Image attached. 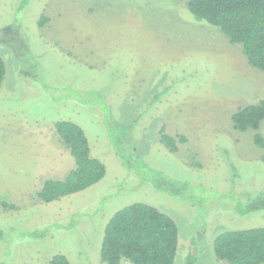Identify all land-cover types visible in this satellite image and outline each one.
<instances>
[{"label": "rangeland", "instance_id": "1", "mask_svg": "<svg viewBox=\"0 0 264 264\" xmlns=\"http://www.w3.org/2000/svg\"><path fill=\"white\" fill-rule=\"evenodd\" d=\"M188 1L0 0V201L16 207H0V263L51 264L59 254L70 264H105L106 225L134 203L176 222L175 264L193 246L198 264H228L215 256L216 237L264 227V211L237 210L264 194L263 151L252 130L236 131L231 120L264 101V71L220 28L196 21ZM58 121L85 131L107 172L44 203L37 192L45 182L75 167ZM162 128L177 153L161 144ZM259 132L264 138V122ZM119 148L138 158H126L132 170ZM147 169L190 191L157 189Z\"/></svg>", "mask_w": 264, "mask_h": 264}, {"label": "trees", "instance_id": "2", "mask_svg": "<svg viewBox=\"0 0 264 264\" xmlns=\"http://www.w3.org/2000/svg\"><path fill=\"white\" fill-rule=\"evenodd\" d=\"M187 7L196 21L220 28L231 44L241 45L249 63L264 71V0H189ZM47 21L43 15L40 27H44ZM6 72V64L0 57V89ZM231 120L236 131L254 132V143L263 151L264 162V138L259 132L264 122V101L240 108ZM55 128L74 158L75 167L64 179L45 182L37 192V198L44 203L81 193L98 184L107 172L105 164L92 157L89 139L79 125L58 121ZM182 141L186 140L182 138ZM160 142L171 153L178 152L177 139L166 134L164 128L161 129ZM118 154L123 166L132 170V165L128 164L130 160L126 158L135 155H128L120 148ZM134 158L138 160L136 156ZM147 170L152 184L159 190L178 196L190 191L188 182ZM238 206L241 215L264 211V194ZM0 207L16 209L5 201H0ZM178 244L179 229L170 216L148 204L134 203L116 212L106 225L101 260L105 264H121L124 260L131 264H175ZM213 248L216 258L228 264H264V227L223 232L214 240ZM198 261L193 246L185 264H198ZM50 263L70 264V261L58 254Z\"/></svg>", "mask_w": 264, "mask_h": 264}]
</instances>
